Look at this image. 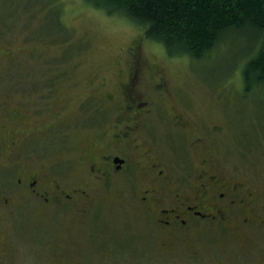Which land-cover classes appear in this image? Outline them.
<instances>
[{
    "label": "rangeland",
    "instance_id": "1",
    "mask_svg": "<svg viewBox=\"0 0 264 264\" xmlns=\"http://www.w3.org/2000/svg\"><path fill=\"white\" fill-rule=\"evenodd\" d=\"M136 40L141 41L144 62L141 92L171 118L179 110L203 127L220 125L223 130L213 138L218 147L210 154L213 164L225 167L230 179L256 178L263 185L264 86L247 91L243 78V68L257 50L246 53L249 43L229 36L203 60L170 56L128 16L109 13L88 0H0V58L6 76L0 91L15 93L9 106L31 109L32 125L51 124L57 110L76 117L54 123L55 128L26 145L38 154L29 166L50 171L57 161L71 165L100 150L102 126L94 131V121L80 123L78 100L88 91L89 78L107 91L124 81ZM159 76L169 79L168 91L156 89ZM22 88L25 98L19 94ZM55 89L63 102L42 99ZM154 124L157 153L178 161L181 143L163 136L161 122ZM193 154L192 159L205 156L204 151ZM11 158L8 150L0 161L8 164ZM67 169L78 181L81 166ZM143 176L137 181L131 175L111 186L99 183L96 207L82 214L64 209L48 213L15 195L5 205L4 197L13 189L12 174L1 175L0 232L12 249L6 264H264V233H240L227 225H199L175 233L158 228L136 203L134 191L144 185Z\"/></svg>",
    "mask_w": 264,
    "mask_h": 264
},
{
    "label": "flooded vegetation",
    "instance_id": "2",
    "mask_svg": "<svg viewBox=\"0 0 264 264\" xmlns=\"http://www.w3.org/2000/svg\"><path fill=\"white\" fill-rule=\"evenodd\" d=\"M140 43L136 40L124 81L113 91L102 90V85L94 78L88 79V91L78 100L77 119L82 124L94 121V131L102 126L97 135L101 146L97 153H89V158L83 157L71 165L57 161L50 165V171L35 170L29 162L38 154L26 145L37 140L47 128H55L54 123L73 120L75 115L57 110L51 124L41 126L36 122L32 125L31 109L23 104L12 109L9 101L12 102L15 93L2 88L0 157L10 150L12 158L8 164L0 161V180L3 174H12L13 188L9 196L4 197V204H9L15 195L41 206L48 213L64 209L88 214L96 207L94 192L99 189V183L111 186L117 180H128L131 175L138 181L143 174L144 185L134 191L136 203L141 212L166 233L199 225H227L240 233H264V184H258L256 178L230 179L225 167L213 164L210 154L218 147L213 138L223 130L220 125L203 127L179 110L171 118L154 98L141 92L144 62L140 58ZM2 62L0 58V80L6 77ZM91 84L95 87L91 88ZM169 86L166 76L158 77L157 90L168 91ZM19 94L25 98V89ZM43 94L42 99L52 98L50 104L63 102L57 90ZM55 108L49 110L53 113ZM39 114L36 112V116ZM154 120L161 122L165 138L181 143L177 147L180 154L177 163L157 153L155 141L159 136L156 137ZM198 151H204L205 156L192 159L193 153ZM75 164L82 168L78 181L68 175L70 169L67 168ZM11 253L9 241L0 232V264H6Z\"/></svg>",
    "mask_w": 264,
    "mask_h": 264
},
{
    "label": "trees",
    "instance_id": "3",
    "mask_svg": "<svg viewBox=\"0 0 264 264\" xmlns=\"http://www.w3.org/2000/svg\"><path fill=\"white\" fill-rule=\"evenodd\" d=\"M109 13H122L170 56L203 60L229 36L249 43L255 54L243 68L247 91L264 86V0H88Z\"/></svg>",
    "mask_w": 264,
    "mask_h": 264
}]
</instances>
